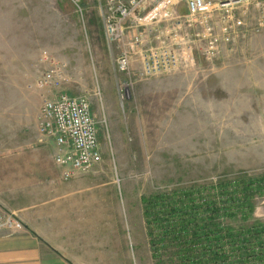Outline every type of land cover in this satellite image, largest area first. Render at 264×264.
<instances>
[{
	"label": "rangeland",
	"instance_id": "rangeland-1",
	"mask_svg": "<svg viewBox=\"0 0 264 264\" xmlns=\"http://www.w3.org/2000/svg\"><path fill=\"white\" fill-rule=\"evenodd\" d=\"M106 1L83 0L80 13L68 0H0V133L15 149L37 135L46 91L34 83L46 69L43 59L68 65L70 82L47 93L89 99L103 158L95 170L126 188L120 201L129 197L136 213V264H182L176 247L161 243V228L147 226L144 201L161 192L264 177V27L255 28L264 0L234 11L238 18L247 9L246 29L233 52L214 61L202 55L204 27H180L175 20L144 26L145 13L139 14L124 41L144 36V44L132 48L133 71L140 68L139 50L163 46L188 64L124 88L123 98L119 86L127 77L116 67L122 45L107 43ZM211 24L220 33L221 17ZM252 206L227 220L234 233L254 224L264 228V191ZM242 264H264V257Z\"/></svg>",
	"mask_w": 264,
	"mask_h": 264
},
{
	"label": "crops",
	"instance_id": "crops-1",
	"mask_svg": "<svg viewBox=\"0 0 264 264\" xmlns=\"http://www.w3.org/2000/svg\"><path fill=\"white\" fill-rule=\"evenodd\" d=\"M34 135L15 149L0 133V215L23 226L0 231V264H136V213L119 198L126 188L98 170L63 181L53 141Z\"/></svg>",
	"mask_w": 264,
	"mask_h": 264
},
{
	"label": "built area",
	"instance_id": "built-area-1",
	"mask_svg": "<svg viewBox=\"0 0 264 264\" xmlns=\"http://www.w3.org/2000/svg\"><path fill=\"white\" fill-rule=\"evenodd\" d=\"M82 13L83 0H68ZM250 0H107L105 4L104 30L109 45L120 44L121 52L116 59L117 71L127 78L119 86V94L124 97V88L153 77L177 71L188 64L181 60L178 51L171 47L139 50V69L133 71L134 54L132 48L144 44V36L136 35L128 43L127 32L139 22L151 25L163 20H175L182 27H204L201 38L206 42L202 55L208 61L221 59L232 53L236 39L246 29L243 16L236 17L234 11L244 8ZM179 9V10H178ZM259 12L256 29L264 27V2L257 4ZM182 11V12H181ZM215 15L221 17L223 26L217 33L211 24ZM142 25V24H141ZM46 69L35 81L36 90L46 91L42 95V105L38 120L40 142L53 141L54 164L62 170V180L71 181L80 173L95 170L102 163L98 125L92 113L91 103L84 96L75 97L59 91L50 97V90H61L70 82L68 65L47 57L43 59ZM23 229L22 224L12 215H0V231L15 232Z\"/></svg>",
	"mask_w": 264,
	"mask_h": 264
},
{
	"label": "trees",
	"instance_id": "trees-1",
	"mask_svg": "<svg viewBox=\"0 0 264 264\" xmlns=\"http://www.w3.org/2000/svg\"><path fill=\"white\" fill-rule=\"evenodd\" d=\"M263 191L264 177L242 176L211 188L161 192L144 201V217L148 227L161 228V243L176 247L182 264L257 262L264 257L263 226L234 233L226 222L251 212Z\"/></svg>",
	"mask_w": 264,
	"mask_h": 264
}]
</instances>
